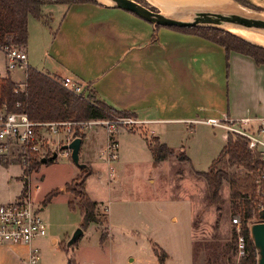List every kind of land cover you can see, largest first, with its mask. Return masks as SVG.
Returning <instances> with one entry per match:
<instances>
[{"label": "crops", "instance_id": "obj_1", "mask_svg": "<svg viewBox=\"0 0 264 264\" xmlns=\"http://www.w3.org/2000/svg\"><path fill=\"white\" fill-rule=\"evenodd\" d=\"M245 1L264 13V0ZM230 2L237 9L256 13L234 0ZM195 9L192 12H229ZM41 10L42 19L31 16L27 19L28 39L24 49L28 66L51 77H70L84 84L85 89H91L96 99L116 109L135 113L133 125L126 127V131L145 141L146 146L145 136L148 135L157 136L167 145L163 139L166 131L180 123L211 125L208 120L215 119L221 124L253 130L256 127L254 119L264 113L263 68L249 56L234 51L225 53L221 46L194 34L165 26L155 28L154 24L134 13L111 4L50 3L44 4ZM156 11L162 12L160 8ZM245 118L250 120L241 124L240 119ZM214 127L223 130L221 138L224 143L228 131L221 126ZM149 128L153 130L151 134ZM98 134L99 130H94L95 138ZM87 139L86 133L79 149V155H83L79 163L86 168L93 157L87 148ZM96 144L94 140V150ZM103 163L107 169L109 166L104 157ZM113 168L114 178L108 177V170L105 175L109 205L103 204L100 208L111 224L116 215L118 226H126L130 211L140 222L145 214L140 198L142 192L136 190L133 198H124L115 193L114 185L109 188L113 181L116 184L121 182L125 169L123 160L119 161V150ZM85 189L92 200H98L91 194L87 179ZM92 224L98 226V223ZM83 234L84 230L80 238ZM43 237L35 238L31 245H0V260H8L11 264H21L24 260L29 264V249L38 248ZM50 243L56 244V240L52 238ZM192 244L188 242L183 246L187 264H193ZM73 247L78 249L77 243ZM165 253L164 264L170 258L169 252ZM129 260L135 262L136 257ZM85 264L95 263L86 260Z\"/></svg>", "mask_w": 264, "mask_h": 264}, {"label": "rangeland", "instance_id": "obj_2", "mask_svg": "<svg viewBox=\"0 0 264 264\" xmlns=\"http://www.w3.org/2000/svg\"><path fill=\"white\" fill-rule=\"evenodd\" d=\"M97 1L104 5L112 4L106 1ZM160 1L163 3L164 9L157 0H139L141 4L147 7L155 10L160 8L161 11L170 13V15L184 12L185 18L192 17V10H196L194 9L196 7H192L193 9L189 11L191 6L189 4L178 5L168 0ZM229 4L233 6V3L230 2ZM169 6L171 7L168 8ZM256 13L264 16V13ZM228 26L232 25H222L217 28L252 44L264 47L239 34L228 31L226 29ZM248 30L264 34V31L254 28ZM30 65L33 66L31 63ZM5 66V58L0 54V78H10L22 89L25 81L24 71L19 69L8 71ZM19 83H23V85L21 86ZM126 120L129 121L132 118L113 120L115 129L111 135L119 143V148H117L119 161L123 160L125 169L121 182L116 184L113 181L109 188L114 185L115 193L124 198H133L136 190L142 192L140 198H142L141 203L144 205L145 214L141 221H136L134 213L130 211L126 226H118V217L114 214L113 224L108 218L107 223L102 221L98 223V226L90 223L85 227L82 238L77 242L78 249H75L73 246L76 243L68 246L67 242L75 230L82 225V217L78 210H72L68 207V201L72 199L77 201L74 195L71 192L61 191L45 206L41 204L40 216L46 224L47 233L39 241L40 245H37L40 256L36 264H67V258L73 248L72 256L77 264H85L86 260H93L95 264H157L153 245L154 248H161L165 252H169L170 258L166 264H187L184 260L183 248L186 243L195 240L205 242L213 238L219 243H224L228 241L233 228L237 234V249L234 254L230 253L229 263L221 261L220 264H237L238 257L241 255L238 252L239 223L232 221L235 217L230 215L228 210L227 183L222 182L219 188L220 221L217 230L214 231L215 208L206 204L205 181L195 176V172L206 171L213 158L217 156L223 143L221 138L223 130L206 124H178L170 131H166L163 139L176 153L184 151L189 162H178L174 158L163 161L154 167L151 153L145 145V141L126 131V127L133 125L132 123H125ZM94 130L100 132L96 138L94 137ZM83 131L89 137L86 140L87 148L90 154L93 153L88 167L77 166L73 161L58 156L51 164L34 168L32 170V182H37L39 185V189L33 194L37 202L42 201V198L52 190H64L72 184L70 182L76 175L86 171L88 172L86 179L91 194L98 197L97 202L100 206L109 205L108 182L105 180L108 168L106 169V165L103 163V157L106 156L105 149L101 151L107 143L106 127L95 124L89 128H84ZM148 131L151 134L150 131L153 130L149 128ZM151 136L148 135V137ZM94 140L97 142L96 150L93 149ZM88 142H90L89 145ZM79 158L81 162L82 153H80ZM116 161L117 159L111 165L113 166ZM229 170L239 174L244 173L241 168L232 167ZM20 174L21 170L17 166L0 165L1 204L11 203L20 196L22 191ZM127 204L130 203L127 202ZM104 216L106 218V213L100 208L99 218L106 220ZM196 222H198L197 225ZM105 227L107 237L101 241L100 236L105 231ZM52 238L56 240V244L50 243ZM61 245L68 251L63 250ZM132 256L136 257L135 262H130L129 258ZM187 260L189 262L188 253ZM0 264H11V262L2 259ZM21 264L27 263L23 260ZM194 264H206L203 253H199Z\"/></svg>", "mask_w": 264, "mask_h": 264}, {"label": "trees", "instance_id": "obj_3", "mask_svg": "<svg viewBox=\"0 0 264 264\" xmlns=\"http://www.w3.org/2000/svg\"><path fill=\"white\" fill-rule=\"evenodd\" d=\"M139 2V0H136ZM238 4L259 12V8L251 6L245 0H234ZM50 3H92L104 5L97 0H0V45L8 47H25L28 39V16L42 19V6ZM151 8V7H149ZM156 11L155 9L151 8ZM132 13V12H131ZM159 28V25H154ZM177 31L194 34L221 46L225 53L234 51L249 56L257 64L264 61V47L245 41L225 30L213 26H171ZM1 99L5 101L10 110L25 112L30 120L36 122L46 121H73L87 120H119L136 117L135 113L128 110L116 109L104 101L95 98L91 89H86V94H74L56 82L53 77L28 66L25 71L24 87L21 89L10 78H0ZM18 104V106H16ZM74 138L82 140L85 132L74 126ZM147 147L152 156V165L157 167L161 162L175 158L178 162H189L184 151L176 153L157 136L145 137ZM52 162L48 163L51 164ZM78 166V165H77ZM80 167H83L81 164ZM241 168L244 173L239 174L229 169ZM84 171V169H82ZM264 161L261 160L257 150L247 148V140L234 132H227L225 141L217 156L213 158L208 169L204 172H195L198 179H203L206 184V204L213 206L216 216L213 221V230H217L220 221V196L219 188L222 182L228 186L230 215L239 223V237L241 238L242 254L238 257L237 264H257L258 252L250 236V225L255 222H264ZM88 172L84 171L71 180L64 190L55 189L45 195L42 204L46 205L61 191L71 192L77 201H68V207L78 210L82 217V230L90 223H100V205L92 200L86 192L85 180ZM254 221V222H252ZM198 222H196L197 225ZM107 237L106 231L101 233L100 240ZM80 237L71 245L78 242ZM237 234L232 229L227 242L219 243L213 238L210 241H193L192 260L196 261L199 253L204 254L206 264H220L221 261L230 262V253L236 251ZM63 250L65 248L62 247ZM154 253L159 264H164L167 254L162 249L154 248ZM231 250V252H230ZM66 252L68 251L65 250ZM72 252V249H71ZM67 264H76L72 253Z\"/></svg>", "mask_w": 264, "mask_h": 264}, {"label": "built area", "instance_id": "obj_4", "mask_svg": "<svg viewBox=\"0 0 264 264\" xmlns=\"http://www.w3.org/2000/svg\"><path fill=\"white\" fill-rule=\"evenodd\" d=\"M0 54L5 58V67L8 71L15 69L26 71L28 62L24 47L0 45ZM261 66L264 74V61ZM53 79L74 94H83V96L86 94L84 84L79 81L70 77H53ZM249 120L245 118L240 119L239 122L246 124ZM254 120L256 127L253 130L221 124L215 119L208 120V123L213 126H221L226 131L246 138L247 148L257 150L261 160L264 161V113ZM99 122L106 127L107 143L104 160L109 166L108 177L111 179L115 177V170L111 163L117 159L118 148L117 141L111 135L115 129L113 120L36 122L30 120L25 112L10 110L7 103L1 99L0 94V165L17 166L21 170L19 178L22 182V191L15 201L0 203V245H31L35 238L46 235V224L40 216L41 200L37 202L33 196L39 189V185L37 182H32V170L53 162L58 156L71 161V149H63L62 146H68L74 139L75 131L72 129L74 125L84 130V128H89ZM133 122V119L125 121L127 124ZM54 154L55 157H53ZM261 177L264 179V173ZM232 221L237 223L236 218H233ZM238 244V252L242 254L239 236ZM39 256L38 248L31 247L28 256L29 264L36 263Z\"/></svg>", "mask_w": 264, "mask_h": 264}, {"label": "water", "instance_id": "obj_5", "mask_svg": "<svg viewBox=\"0 0 264 264\" xmlns=\"http://www.w3.org/2000/svg\"><path fill=\"white\" fill-rule=\"evenodd\" d=\"M111 5L121 8L123 10L134 13L142 19L159 26L171 27H185L194 25H211L214 27L222 25H232L243 29L254 28L264 31V18L245 16L236 12H215L210 10H200L192 12L190 20H180L169 17L160 11H154L151 8L141 4L136 0H110ZM248 12V11H247ZM81 139L74 138L68 146H62L63 149H71V161L75 164L79 163V149ZM55 157V154L54 156ZM250 236L252 242L257 249L258 259L257 264H264V222H255L250 225ZM82 234V229L77 228L67 245H71Z\"/></svg>", "mask_w": 264, "mask_h": 264}, {"label": "bare ground", "instance_id": "obj_6", "mask_svg": "<svg viewBox=\"0 0 264 264\" xmlns=\"http://www.w3.org/2000/svg\"><path fill=\"white\" fill-rule=\"evenodd\" d=\"M100 1H103V2L106 1V2L112 3L110 0H100ZM157 1L162 5V7L164 9L163 3L160 0H157ZM168 1H171L172 3L175 2L178 5L189 4L191 6L189 7L188 10L193 9L192 7L208 8V9L219 10V11L238 12V13H241L245 16H250V17L264 18V16L260 15V13H251V12H247V11L237 9L235 7L233 8L232 4H229L230 2H227V0H168ZM224 2H226V3H224ZM202 5H205V6H202ZM170 7L171 6H169L168 8H170ZM162 12L165 14H168L167 12H164V11H162ZM168 15H170V13ZM183 15H184V12L171 14V16H174L176 18L188 19V18H185ZM226 29L228 31H231L233 33L241 35L242 37H244L247 40L249 39L252 42L254 41L253 43L260 44V45L264 46V34L255 33V32H252L248 29H243V28H239V27H235V26H228Z\"/></svg>", "mask_w": 264, "mask_h": 264}]
</instances>
